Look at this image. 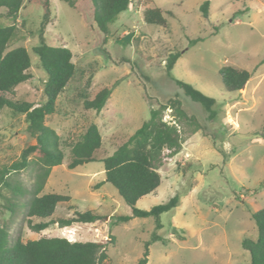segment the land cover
I'll return each instance as SVG.
<instances>
[{
  "label": "rangeland",
  "instance_id": "1",
  "mask_svg": "<svg viewBox=\"0 0 264 264\" xmlns=\"http://www.w3.org/2000/svg\"><path fill=\"white\" fill-rule=\"evenodd\" d=\"M134 1L110 24L107 34L92 17L85 19L63 0H51L52 14L44 30L47 42L72 49L77 72L57 99L56 111L46 119L59 133L65 156L62 164L53 167L43 192L72 197L70 203L58 204L54 219L73 217L77 210L96 211L106 219L71 225L56 222L35 231L25 208L16 206L13 213L0 196V225L8 228L13 239L64 236L73 241H104L107 264H138L156 229L155 218L132 216L114 224L118 215H132V209L106 181L103 161L70 169L68 153L95 122L103 135L96 158L102 159L150 117L151 107L178 93L188 119L179 122L171 107L164 109L163 118L178 125L182 147L174 154L164 149L158 165L162 182L155 192L140 198L137 207L149 209L176 194L180 200L161 215L158 233L169 241L151 242L146 264H251L243 241L258 237L252 214L264 207V0H210L208 17L201 10L205 0ZM154 7L173 11V15L164 12L167 26L145 22L144 10ZM4 13L0 8V20ZM43 16L40 2L25 0L17 20L20 38L12 44L30 52L32 77L16 91L20 99L35 105L45 101L47 73L33 51ZM176 50L181 55L173 77L214 97L215 118L209 119L205 109L167 75L166 59ZM223 66L247 69L252 76L241 90L227 91L220 75ZM86 85L88 96L113 86L101 111L83 106L77 91ZM27 126L24 114L0 109V163L9 165L26 146L36 143ZM11 179L31 188L34 174L23 170L11 174ZM1 189L10 197V189ZM178 234L186 239H178Z\"/></svg>",
  "mask_w": 264,
  "mask_h": 264
},
{
  "label": "trees",
  "instance_id": "2",
  "mask_svg": "<svg viewBox=\"0 0 264 264\" xmlns=\"http://www.w3.org/2000/svg\"><path fill=\"white\" fill-rule=\"evenodd\" d=\"M40 2L44 7V16L39 29V43L33 47L38 55L41 67L46 71L44 97L39 105L20 99L16 87L30 79L32 74V58L29 50L23 45L12 46L20 38L17 20L25 0H0V8L5 9L4 20H0V109L10 108L16 114H24L28 123L27 131L36 139V143L26 146L19 158L9 165L0 163V196L7 199L6 208L15 212L16 206L25 208L30 226L35 231L47 228L52 223L71 225L73 222H95L105 220L107 216L96 211H79L70 218L54 219L53 215L58 204L70 203L72 197L58 192H43L54 166L64 161L61 137L51 125L47 124V116L57 109V99L66 89L77 72L74 53L66 44L47 42L44 30L52 14L51 0H31ZM78 10L85 19L92 17L99 29L110 32V24L118 15L131 8L134 0H63ZM210 0L201 5L204 17L209 16ZM164 12L173 15L171 9L159 7L146 8L144 20L147 23L167 26ZM10 21V22H9ZM201 38L191 39L195 44ZM181 55L180 50L171 52L166 59V73L192 101L199 103L207 112L208 118L217 115L216 99L192 84L177 79L172 69ZM223 85L227 91L241 90L252 72L233 66L220 69ZM90 75L87 84L92 81ZM87 86L78 89L77 94L86 109L101 111L113 92V86H103L93 96L87 95ZM167 107L175 110L179 122L188 119L182 106L179 94L170 97L159 107H151L150 117L141 124L129 138L120 144L109 155L102 159L96 158L103 144V135L97 123H90L78 139L73 142L69 151L68 168L101 160L104 163L106 181L114 185L124 201L131 206L132 215H118L114 224L128 221L132 216L154 217L156 229L145 244L144 256L138 264H146L149 245L153 241L164 238L158 233L162 228L161 215L179 205V195L172 196L168 201L156 204L149 209L137 207V201L145 195L155 192L162 182L158 169L164 149L173 154L182 147L181 131L176 123L164 120L163 111ZM29 170L34 174L31 188L12 181L11 174ZM11 191L10 197L1 192V188ZM253 219L258 228L256 239L245 238L243 245L250 250L251 264H264V207L253 212ZM33 218L39 219L34 222ZM184 240V235L178 234ZM109 258L104 241H73L64 236H42L38 239L23 240L20 236L13 239L10 231L0 225V264H107Z\"/></svg>",
  "mask_w": 264,
  "mask_h": 264
}]
</instances>
